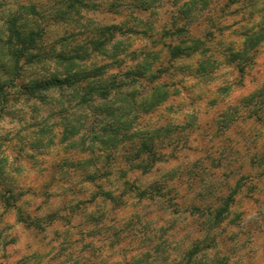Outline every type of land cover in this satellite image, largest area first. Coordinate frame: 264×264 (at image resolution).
<instances>
[{"label":"clouds","instance_id":"clouds-1","mask_svg":"<svg viewBox=\"0 0 264 264\" xmlns=\"http://www.w3.org/2000/svg\"><path fill=\"white\" fill-rule=\"evenodd\" d=\"M0 85V264H264V0H0Z\"/></svg>","mask_w":264,"mask_h":264},{"label":"trees","instance_id":"trees-1","mask_svg":"<svg viewBox=\"0 0 264 264\" xmlns=\"http://www.w3.org/2000/svg\"><path fill=\"white\" fill-rule=\"evenodd\" d=\"M25 51H26V50H25ZM22 55H24L23 52H19V51H18V52L16 53V56H17V57L22 56ZM2 87H3V86L0 85V90L2 89Z\"/></svg>","mask_w":264,"mask_h":264},{"label":"rangeland","instance_id":"rangeland-1","mask_svg":"<svg viewBox=\"0 0 264 264\" xmlns=\"http://www.w3.org/2000/svg\"><path fill=\"white\" fill-rule=\"evenodd\" d=\"M205 6H207V5H205ZM185 14H187V13H185ZM165 35H168V33H165ZM102 39V38H101ZM99 43H100V41L98 40L97 41V44L99 45ZM3 86V85H2ZM3 92V87H2V89L0 90V93H2Z\"/></svg>","mask_w":264,"mask_h":264}]
</instances>
